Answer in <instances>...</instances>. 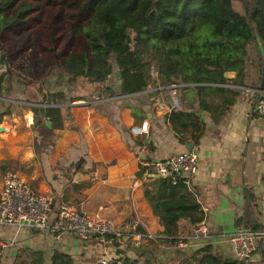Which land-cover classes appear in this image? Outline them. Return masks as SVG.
<instances>
[{
    "label": "crops",
    "instance_id": "1",
    "mask_svg": "<svg viewBox=\"0 0 264 264\" xmlns=\"http://www.w3.org/2000/svg\"><path fill=\"white\" fill-rule=\"evenodd\" d=\"M255 72L247 70L244 85L229 79L227 86L237 88L238 95L218 123L198 108L196 97L188 90L177 92L175 87L156 84L148 85L143 92L119 94V89H114L115 66L106 83L113 86L114 95L80 81V85L59 82L56 87L44 89L34 105L58 106L60 118L54 124L45 110H38L37 115L25 101H15L21 104L18 106L4 98L0 125L7 128L0 130V189L5 171L17 170L34 191L51 200L54 210L62 202H72L82 212L112 223L114 229L123 232V241L119 247L105 248L94 238L81 240L64 234L54 239L30 226L0 223V264L15 263L16 256L25 250L42 251L47 259L60 250L81 264H98L103 258L115 257H127L134 264L147 260L177 264L173 242L157 240L163 237L162 221L143 194L154 177L145 170L143 176L139 172L146 162L187 149L198 153L192 184L207 232L204 236L195 234L194 225L184 219L179 221L177 237L186 243L181 250L189 253L210 244L224 257L237 258L228 240L238 231H252L237 224L247 205L253 211L254 223L260 224L264 232V121L254 109L251 113L261 79L259 64L258 78L253 83ZM51 91L63 93L61 103H46L43 93ZM155 91L158 93L152 95ZM182 107L195 109L200 115L205 124L201 135H191V126L180 132L169 121V113ZM143 122L147 123V132H132V127ZM93 165H97L96 171ZM54 214L55 211L49 223ZM132 222L148 236L137 246L127 231ZM257 245L249 257L252 262L264 260V234L257 239Z\"/></svg>",
    "mask_w": 264,
    "mask_h": 264
},
{
    "label": "trees",
    "instance_id": "2",
    "mask_svg": "<svg viewBox=\"0 0 264 264\" xmlns=\"http://www.w3.org/2000/svg\"><path fill=\"white\" fill-rule=\"evenodd\" d=\"M233 2L70 0L73 6L71 31L74 35L80 34L83 41L78 50L64 57L51 50L50 65L67 75L69 84L77 82V85H83L86 82L114 95L113 86L106 83L114 69L115 59L122 79L119 94L143 92L148 85L169 87L176 84L177 92H191L196 97L198 108L218 123L238 95L237 88L227 86L229 79L224 73L234 71L235 78L231 81L244 85L247 60L255 50L251 26L264 66V0H242L243 11H237ZM33 11L29 0H0V38L8 29L28 26ZM50 31L53 40V28ZM1 50L0 41V62L7 67ZM46 69L44 67L39 75ZM6 74V71L0 73V104H5ZM40 77L44 79V75ZM157 93L155 91L152 95ZM43 96L48 104L63 100L60 91L43 93ZM38 110L41 113L45 110L53 124L60 118L58 106H35L37 115ZM168 119L181 129L180 132L191 126V135H201L205 129L195 109H173ZM144 172L141 168L139 175L143 176ZM143 194L152 212L161 218L163 237L158 238L159 241L174 242L179 221L184 219L195 225L203 219L196 196L187 189L181 174L176 175L175 182L171 177L152 178ZM252 214L247 205L237 224L252 231L262 230L260 224L254 223ZM137 230L145 232L140 226ZM114 246L119 247L120 244L114 243ZM175 250L177 264H264V260L252 262L249 257H224L210 244L189 253ZM117 252L120 254L118 248ZM121 258L124 264L135 263L127 257ZM47 260L49 264H81L60 250H55L48 259L42 251L25 250L16 256L13 264H44ZM142 264L159 263L147 260Z\"/></svg>",
    "mask_w": 264,
    "mask_h": 264
},
{
    "label": "built area",
    "instance_id": "3",
    "mask_svg": "<svg viewBox=\"0 0 264 264\" xmlns=\"http://www.w3.org/2000/svg\"><path fill=\"white\" fill-rule=\"evenodd\" d=\"M176 86L178 85L173 84L169 88ZM173 95H175L174 92ZM254 110L264 121V90L260 92ZM131 130L136 134H143L148 130L147 123L143 122L138 127H132ZM143 168L150 174L157 173L164 177H171L173 182H175L176 175L181 174L187 189L195 193L192 178L198 169V153L193 149L175 153L165 159L146 162ZM93 169L96 171L97 165H93ZM262 178L264 180V166L262 167ZM53 211H55L54 218L49 223ZM0 223L30 226L39 231H45L54 239L64 234L74 235L81 240L94 238L105 248L123 241V232L114 229L112 223L97 215L82 212L72 202H62L54 210L50 199L34 191L18 171L10 169L3 175L0 189ZM137 227L135 222L127 226L128 234L136 246L142 239L148 237L145 232L138 231ZM193 231L195 234L205 235L207 226L204 217L194 225ZM263 234L262 231L241 230L232 234L228 242L237 258H248L257 250V239ZM185 245V240L182 238L177 237L173 242L175 249H182ZM98 264H124V262L123 258L115 257L103 258Z\"/></svg>",
    "mask_w": 264,
    "mask_h": 264
},
{
    "label": "rangeland",
    "instance_id": "4",
    "mask_svg": "<svg viewBox=\"0 0 264 264\" xmlns=\"http://www.w3.org/2000/svg\"><path fill=\"white\" fill-rule=\"evenodd\" d=\"M29 2L33 5L34 11L28 26L8 29L0 38L1 53L4 54L7 66L5 67L1 61L0 73L7 72L4 98L11 104L15 101H25L34 111V103L41 99V92L44 89L47 90L56 87L59 82L65 84L68 81L67 75L63 74L58 67L50 65L51 50L64 57L78 50L83 39L80 34L74 35L71 31L73 6L70 0H52V2L29 0ZM233 3L237 11L243 10L242 0H234ZM51 28L54 31L53 40L50 38ZM247 64L249 71H256L252 79L253 83H256L259 61L255 50L251 52ZM44 67L47 69L40 74L44 75L42 79L39 73ZM47 71L50 73L46 74ZM15 104L21 106L20 103ZM27 104L24 106L27 107Z\"/></svg>",
    "mask_w": 264,
    "mask_h": 264
},
{
    "label": "water",
    "instance_id": "5",
    "mask_svg": "<svg viewBox=\"0 0 264 264\" xmlns=\"http://www.w3.org/2000/svg\"><path fill=\"white\" fill-rule=\"evenodd\" d=\"M250 31H251L252 38L254 40L255 51H256V55H257V58L259 61L260 69H261V79L258 83V86L256 87L255 96H254L253 103H252V112L251 113L253 114V109H254L255 103L257 101V98L259 97L260 92L262 91V82H263V77H264V66H263V62H262V58H261V52H260V48L258 45V41L256 39V35H255L254 29L252 26L250 27ZM114 66H115V73L117 76V82H116V85L114 86V89L118 90V89H120L122 79H121V73H120L119 65L117 64L115 59H114ZM224 76L227 79H233V78H235V72L234 71H228V72L224 73ZM6 128H7L6 125H0V130H4ZM188 146H189V148H191L192 144H189ZM150 176H152L154 178L164 177L163 175H160L157 173L150 174Z\"/></svg>",
    "mask_w": 264,
    "mask_h": 264
},
{
    "label": "bare ground",
    "instance_id": "6",
    "mask_svg": "<svg viewBox=\"0 0 264 264\" xmlns=\"http://www.w3.org/2000/svg\"><path fill=\"white\" fill-rule=\"evenodd\" d=\"M30 115H31V114H30V113H28V115H27L28 119H30ZM4 135H5V134H4Z\"/></svg>",
    "mask_w": 264,
    "mask_h": 264
}]
</instances>
